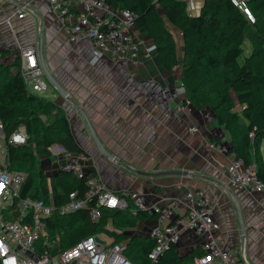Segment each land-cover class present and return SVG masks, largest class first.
<instances>
[{"label": "crops", "instance_id": "1", "mask_svg": "<svg viewBox=\"0 0 264 264\" xmlns=\"http://www.w3.org/2000/svg\"><path fill=\"white\" fill-rule=\"evenodd\" d=\"M185 1L192 16L200 14L205 4V0ZM18 8H24V17H19ZM74 21V16H61L52 11L47 0H0V51L17 53L20 46L38 45L41 40L49 70L69 94L67 99L51 85L50 95H40L65 110L73 136L86 153L69 154L74 159L84 155L88 170L93 167L108 190L119 195L136 192L150 209L174 202L177 211L182 212L186 193L202 192L217 204L213 217L229 249L248 264H264V191H250L230 183L227 167L234 156L205 146L214 142L228 147L230 133L219 124L210 107L198 110L186 102L185 94H177L176 89L183 85L182 33L167 23L175 38L179 60V65L168 71L156 50L146 55L145 48L154 42L138 30L145 46L141 51L142 64L132 75L125 61L105 57L94 64L93 43L80 36H75L74 41L69 39ZM250 52L251 46L246 43L245 55ZM12 60L14 55H6L0 64L6 65ZM166 89L170 92L165 98ZM232 97L241 111L237 95L232 92ZM87 121L115 160L101 153ZM192 127L197 131L192 132ZM2 142V148L6 149ZM59 149L66 151L61 144L51 147L54 157L42 169L47 178L56 177L66 163L63 157L54 155ZM261 154L264 159V142ZM156 221L147 220L135 228H117V231L150 238ZM202 241V237L187 231L176 248L184 257L201 250ZM122 243L128 246L127 241Z\"/></svg>", "mask_w": 264, "mask_h": 264}, {"label": "trees", "instance_id": "2", "mask_svg": "<svg viewBox=\"0 0 264 264\" xmlns=\"http://www.w3.org/2000/svg\"><path fill=\"white\" fill-rule=\"evenodd\" d=\"M107 1L114 9H128L135 14L137 29L153 40L160 61L168 71L177 67L179 60L175 38L167 23L182 33L185 51L182 82L186 102L198 110L206 107L213 110L219 124L231 135L227 153L243 159L246 166L254 167L256 175L264 182L261 154L264 142V0H243L252 19L232 0H205L196 16L189 14L185 0ZM246 43L251 46L248 56L245 55ZM6 55H14L15 60L0 64V116L5 125L9 164L0 167L29 173L22 198H51L57 205L66 203L72 192L82 198L88 189L87 176L80 178L61 169L56 177L47 178L41 167L42 159L54 157L51 147L55 144H61L71 154L85 153L73 136L65 110L30 92L21 74L20 56L11 51L2 52V58ZM232 92L237 95L241 111L237 110ZM21 127L28 134L27 144H9L11 135ZM89 172H94V168L90 167ZM92 206L94 203L58 219L56 224L48 222L51 237L58 234L61 247L69 248L85 237L105 233L115 243L128 242L125 255L134 264H152L149 254L155 241L118 232L117 228H135L140 222L157 219V213L138 210L129 200L127 209H103L101 219L95 221L89 214ZM203 255V251L197 249L182 257L173 246L156 264H188Z\"/></svg>", "mask_w": 264, "mask_h": 264}, {"label": "built area", "instance_id": "3", "mask_svg": "<svg viewBox=\"0 0 264 264\" xmlns=\"http://www.w3.org/2000/svg\"><path fill=\"white\" fill-rule=\"evenodd\" d=\"M52 11L61 16L75 17L72 27L75 36L84 37L93 43L95 64L105 57L129 63L132 75L141 66V51L145 42L137 34L136 17L128 9H114L107 0H47ZM252 19V13L243 0H232ZM22 18L24 8H18ZM156 50L155 45L145 48L149 56ZM17 54L22 60L21 74L30 92L40 94L48 89V80L39 59L38 45L20 46ZM2 52L0 51V59ZM169 89L164 90L166 98ZM197 131L196 127L191 128ZM24 128L11 135L9 144L22 146L28 142ZM5 139V125L0 116V140ZM208 149L227 153V147L214 142L205 145ZM53 152V151H52ZM55 153V152H54ZM54 155L66 161L63 169L80 178L87 176V192L82 198L72 192L66 203L55 204L51 199L21 197L29 173L0 167V264H134L125 255L127 246L115 243L109 235L102 233L88 236L69 248H62L57 234L51 237L48 222L56 224L58 219L67 217L77 210L88 208L91 219L99 221L103 209L128 208L129 200L138 210L157 213V224L150 232L155 246L149 254L156 264L165 251L176 246L182 235L193 231L202 237L201 250L204 255L188 264H248L229 247L222 235L219 223L214 219L216 207L210 198L199 191H188L185 195V210L177 211L174 202H167L156 209L148 208L140 194L130 192L119 195L108 190L94 172L86 167V157L74 159L67 151L59 149ZM230 183L250 191H264V182L256 175L254 167L246 166L243 159L234 157L227 167ZM17 216V217H16Z\"/></svg>", "mask_w": 264, "mask_h": 264}, {"label": "water", "instance_id": "4", "mask_svg": "<svg viewBox=\"0 0 264 264\" xmlns=\"http://www.w3.org/2000/svg\"><path fill=\"white\" fill-rule=\"evenodd\" d=\"M38 50H39V59H40V63H41V66L46 74V77H47V80L49 81V83L51 85H53L65 98H69V94L68 92L66 91V89L56 80V78L52 75L51 71L49 70L46 62H45V59H44V56H43V49H42V41L40 40L39 44H38ZM177 94L178 95H182V94H185V87L184 85L178 87L177 89ZM87 124H88V128H89V131L92 135V138L94 139L96 145L98 146L99 150L101 151V153H103L105 156H107L108 158H110L111 160H115V157L108 153L104 147L102 146V144L98 141V138L95 134V131L93 129V127L91 126V124L87 121ZM51 164V160L48 159L47 161H44L42 162V169H44L46 166L50 165ZM64 170V169H63ZM175 173H178V174H182L181 171H176ZM171 174H174L171 173ZM240 229L242 231V235L244 236V225H243V222L240 218Z\"/></svg>", "mask_w": 264, "mask_h": 264}, {"label": "rangeland", "instance_id": "5", "mask_svg": "<svg viewBox=\"0 0 264 264\" xmlns=\"http://www.w3.org/2000/svg\"><path fill=\"white\" fill-rule=\"evenodd\" d=\"M248 42H250V41H248ZM52 86H51V84L49 83L48 84V89L46 90V92H42V93H40V94H38V95H44V94H49L50 95V93H51V90H52ZM5 140L6 139H3V140H0V165L1 166H9V164H8V162H7V155H6V153H5V151H6V149H5V147L4 148H2L3 147V142L2 141H4L5 142ZM5 146H6V142H5ZM5 153V154H4ZM21 169H24V167H22Z\"/></svg>", "mask_w": 264, "mask_h": 264}]
</instances>
